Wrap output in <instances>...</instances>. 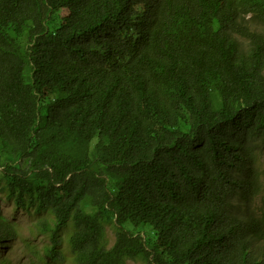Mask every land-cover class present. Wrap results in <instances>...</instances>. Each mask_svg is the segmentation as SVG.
<instances>
[{"label":"trees","instance_id":"obj_1","mask_svg":"<svg viewBox=\"0 0 264 264\" xmlns=\"http://www.w3.org/2000/svg\"><path fill=\"white\" fill-rule=\"evenodd\" d=\"M263 151L264 0H0V191L52 261L264 264Z\"/></svg>","mask_w":264,"mask_h":264},{"label":"rangeland","instance_id":"obj_2","mask_svg":"<svg viewBox=\"0 0 264 264\" xmlns=\"http://www.w3.org/2000/svg\"><path fill=\"white\" fill-rule=\"evenodd\" d=\"M260 163L264 167V151L260 158ZM264 206V193L259 196L254 203ZM41 216L34 212L27 213L17 209L14 203L7 201L0 191V220L12 224L18 231V238L15 242L5 246H0V264H74L70 252H67L66 260L54 262L45 254V247L50 243L47 236H43L38 231L37 222ZM67 232L64 233V240ZM115 233L113 229H108V239L110 246L115 243ZM66 246V244H65ZM129 264H144L143 262L130 261Z\"/></svg>","mask_w":264,"mask_h":264}]
</instances>
